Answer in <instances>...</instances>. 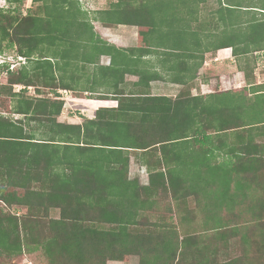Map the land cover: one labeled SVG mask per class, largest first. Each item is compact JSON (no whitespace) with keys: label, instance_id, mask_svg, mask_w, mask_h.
I'll use <instances>...</instances> for the list:
<instances>
[{"label":"trees","instance_id":"16d2710c","mask_svg":"<svg viewBox=\"0 0 264 264\" xmlns=\"http://www.w3.org/2000/svg\"><path fill=\"white\" fill-rule=\"evenodd\" d=\"M3 1L0 53L14 51L24 62L15 71L0 67V105L8 109L0 112V259L38 253L41 264L131 256L138 264H264V84L249 82L244 66L264 50V0L112 3L109 22L137 26L141 44L154 24L153 3L215 2L209 37L194 45L202 54L230 48L249 87L195 97L187 90L175 99L119 90L98 97L116 100V108L81 123L59 120L65 102L57 90L72 86L49 54L59 43L70 61L74 41L88 42L87 11L79 0H39L36 14L20 15L23 0ZM154 44L196 52L180 41ZM132 164L146 170V184L130 177ZM191 201L202 214L198 229Z\"/></svg>","mask_w":264,"mask_h":264},{"label":"crops","instance_id":"0c3cea01","mask_svg":"<svg viewBox=\"0 0 264 264\" xmlns=\"http://www.w3.org/2000/svg\"><path fill=\"white\" fill-rule=\"evenodd\" d=\"M111 4L96 7L91 11L83 7L87 11L91 31L85 36L88 42L74 41L73 49L69 54L70 61L62 59L59 43L52 47V53H55L49 54L52 57L49 59L57 67L56 74L63 76L65 81L72 86V90L64 89L57 90V92L61 94L64 92L62 94L64 105L83 106L80 109L74 108L79 112V115L84 113L81 110H85L83 118H93L94 112L99 108H116L118 104L116 100L99 99L98 97H114L119 90L137 94L139 91H147L151 96H165L172 99H175L181 91L187 90H190L191 96L194 97L207 95L212 92L209 89L210 79L207 78L210 67L232 66L231 61L233 62L235 57L230 48L209 51L204 54L201 53L202 50H197L205 45L204 43L209 37L208 22L211 21V15H215L218 8L216 3L215 9L207 12L205 11L209 2L153 3L149 8H151L150 19L154 24L152 27L143 29L141 44H138L137 26L114 25L109 22L111 17L107 11L111 9ZM133 5L139 4L134 3ZM147 40L149 42L152 40L153 44L146 46ZM168 41L185 43L180 48L188 47L187 42L197 41V43L203 44L201 47L198 45L190 47L196 49V52L170 51L166 50L167 46L154 44ZM4 64L3 58V65L0 67L5 66ZM13 70L11 69V71ZM3 72L5 73V71ZM240 73L237 70L233 75L235 83L240 82ZM142 74H145L150 80L139 81ZM224 77L220 76L219 78L223 81ZM17 87L19 89H14ZM237 87L239 88L240 85ZM21 88H23L21 85L13 87L16 92ZM31 88L29 87L28 91ZM225 90L229 89L220 91ZM61 115L60 121L81 123V118L77 116L61 117ZM13 117L20 116L13 115ZM60 118H66V120ZM132 258H136V261ZM138 262V257L131 256L126 262H108V264H138Z\"/></svg>","mask_w":264,"mask_h":264},{"label":"rangeland","instance_id":"374dc122","mask_svg":"<svg viewBox=\"0 0 264 264\" xmlns=\"http://www.w3.org/2000/svg\"><path fill=\"white\" fill-rule=\"evenodd\" d=\"M82 4V6L88 10L91 11L93 9H95L96 7H104L106 4H110V3H115L117 0H79ZM43 1H39V0H23V3L20 7V15H26L29 12H32L33 14L37 13V9L38 6L42 5ZM8 5L3 1L0 0V9L1 8H6ZM216 4L213 1H209V4L207 5V9L205 12H207L208 10H213L215 9ZM223 14V13H222ZM187 42V41H186ZM197 41L191 42L188 47L190 48L192 45H194ZM189 43V42H187ZM5 61V66L7 65V67L9 68H13L14 71L17 70L20 65H22L21 60H19V58L16 56L14 51H6L5 53H1L0 54V61ZM233 62L231 61V67L223 65L220 67L217 66H213L210 67V69L208 70V75L207 78L210 79L209 81V86H210V90L214 91L215 89L218 90H222V89H229V90H239V88H244V87H248L246 85V81L243 78V72L240 73V77H239V81H237L236 83L233 81V75L236 74L238 68H237V64L240 62L238 59L233 58ZM23 61V60H22ZM244 66H247L249 69H251V75L249 78V82H253L256 84H264V50L262 51H258L253 53L252 55H249V64H244ZM5 71V70H3ZM0 72V82L4 83L6 81V74H2V72ZM4 73V72H3ZM238 75V74H237ZM225 76L223 78V81L219 78V77ZM239 82V83H238ZM237 85H240V87L236 88ZM235 87V88H233ZM14 89H19L14 88ZM34 91L33 88H31L29 90L28 93L32 94ZM6 99V98H4ZM67 100V99H66ZM4 101H8L7 99ZM68 101V100H67ZM69 101H73V100H69ZM74 108H83L82 107H69L64 105L63 107V111H62V116H68V117H74L77 116L80 119V121L82 122L83 119V114L85 113V110H81V112L83 113L82 115H79L78 111H76ZM74 109V110H73ZM8 109L5 106H1L0 105V112L2 111H7ZM18 118V117H16ZM61 120L64 119L66 120V118H60ZM130 177H137L140 181L141 184H146L147 183V174H146V170L143 168H140L139 166L132 164L131 168H130ZM0 207L1 206L0 204ZM190 208L193 209V211L195 212V221H194V226L196 227V229L199 228L200 224H201V218H202V214L200 213V211H198V209H195L194 207V203L193 201L190 202L189 205ZM162 210V208L160 209V211ZM12 212L19 214H22L25 210L21 207H13L11 208ZM159 211V212H160ZM156 212V211H155ZM158 213V212H156ZM52 216L57 217V212L54 211L51 213ZM148 216V219L151 222H155L157 221V216L152 213H147L146 214ZM174 221V220H173ZM175 222H177L175 220ZM135 259L136 258H132ZM42 259L40 258V256L38 255V253H35L33 255H26L23 254L20 257L14 259V260H6V259H0V264H41ZM115 264V263H112Z\"/></svg>","mask_w":264,"mask_h":264},{"label":"clouds","instance_id":"9594fccd","mask_svg":"<svg viewBox=\"0 0 264 264\" xmlns=\"http://www.w3.org/2000/svg\"><path fill=\"white\" fill-rule=\"evenodd\" d=\"M18 58H19V60H21L22 63L24 62V60H23L24 58H22V57H18ZM22 60H23V61H22ZM1 65H3V61H0V66H1ZM9 69H10V68H9ZM10 70H11V69H10ZM4 74H6V71H5Z\"/></svg>","mask_w":264,"mask_h":264},{"label":"built area","instance_id":"2783aa9c","mask_svg":"<svg viewBox=\"0 0 264 264\" xmlns=\"http://www.w3.org/2000/svg\"><path fill=\"white\" fill-rule=\"evenodd\" d=\"M10 69H13V68H10ZM64 93V92H63Z\"/></svg>","mask_w":264,"mask_h":264}]
</instances>
